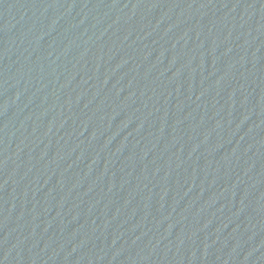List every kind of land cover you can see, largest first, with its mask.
Masks as SVG:
<instances>
[{
    "label": "water",
    "instance_id": "water-1",
    "mask_svg": "<svg viewBox=\"0 0 264 264\" xmlns=\"http://www.w3.org/2000/svg\"><path fill=\"white\" fill-rule=\"evenodd\" d=\"M0 264H264V0H0Z\"/></svg>",
    "mask_w": 264,
    "mask_h": 264
}]
</instances>
